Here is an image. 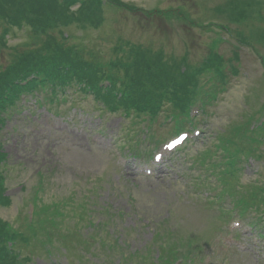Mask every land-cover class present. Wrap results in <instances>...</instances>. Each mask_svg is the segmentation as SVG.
<instances>
[{
	"label": "rangeland",
	"instance_id": "rangeland-1",
	"mask_svg": "<svg viewBox=\"0 0 264 264\" xmlns=\"http://www.w3.org/2000/svg\"><path fill=\"white\" fill-rule=\"evenodd\" d=\"M122 1L143 7L150 14L106 8L105 19L97 29L74 25L63 30L71 34L70 41L80 50L98 59L112 56L110 49L115 45L128 52L129 41L142 49L162 51L169 60L186 56L188 72L202 71L204 53L210 59L208 69L228 68L219 53L225 58L235 54L233 61L240 62L231 71L226 70L225 94L207 109L206 116L197 119L201 121L202 134L198 139L202 141L197 139L181 159H172L160 167L157 177L136 174L126 161L115 164L114 155L104 143L90 142L88 133L95 129L106 131L111 141L122 143L120 137L130 126V120L120 114L110 116L100 112L91 97H73L69 91L67 103L50 107L59 116L48 110L45 100L36 104L35 99H29L23 108L20 106L7 124L14 132L4 131L0 136L8 154L5 176L7 195L12 202L8 207H0V218L14 227L24 226L25 204L31 197L32 186L41 178L40 208L56 202L65 214V219L56 224L63 234L53 230L56 241L69 233L64 240L66 257L62 252L48 259L44 257V249L36 251L32 243L27 248L33 253L31 264H108L110 253L103 251L99 243L102 238H117L118 242L112 244H120L124 256L139 254L153 242L160 227L181 238L192 236L197 241L207 237L219 222L206 211L204 201L200 203V198L191 194L190 180L200 172L193 159L204 149L212 148V143L229 125L231 128L242 123L244 115L260 112L264 116L263 68L251 52L264 54V0ZM203 30H213L214 34L207 35ZM53 39L62 41L61 32L55 30L32 37L26 28L13 30L7 46L0 49V71L7 65L9 47L33 50ZM218 45H221L219 53ZM73 107L81 113L75 115ZM82 115H87L88 120H77ZM162 117L158 118L155 130L165 137L172 136L163 127ZM260 153L262 159L249 164L241 177L242 186L264 178V147ZM262 184L264 180L258 185ZM259 195H264V189ZM105 207L109 210L107 215L102 214L106 213ZM91 221L95 224L101 221L104 227L94 230L95 227L89 226ZM221 240L222 236H218L216 245ZM83 241H89L91 246L87 248ZM216 245L203 255L210 262L205 258L201 264H264L263 243L247 241L244 250H226ZM118 259L117 252L113 263L122 264L124 257Z\"/></svg>",
	"mask_w": 264,
	"mask_h": 264
},
{
	"label": "trees",
	"instance_id": "trees-1",
	"mask_svg": "<svg viewBox=\"0 0 264 264\" xmlns=\"http://www.w3.org/2000/svg\"><path fill=\"white\" fill-rule=\"evenodd\" d=\"M0 1L2 2V5L0 6V13H1L2 10L6 11V8L8 6L10 7L11 5H13L17 0H0ZM52 62L54 61L52 60ZM46 63L49 64V58L47 56L41 57L38 60H34L32 58V55L29 53L17 54L13 58L12 65L14 66L12 67V70L9 73L10 76L8 79L7 78L6 79L10 80L14 78L16 80H22L25 78V76L32 74L30 72H33L37 69L36 65L46 64ZM6 75L4 76V78L7 77ZM44 76L45 78L50 77L49 74H44ZM158 79L159 77L156 75L153 77V80H158ZM18 90H20V88L17 87L16 91ZM165 90L168 91L169 89L167 90V88H165ZM135 91L137 92V94L134 96V100L135 101L137 100V102L139 103L142 101L143 93H147V89L145 87L139 86L135 89ZM15 92H14V95L16 94ZM183 102L184 100L179 99V105ZM4 236H5L4 231L0 230V244L1 245H4ZM14 262H16V257L14 255H9V254L4 253V248H0V264H15Z\"/></svg>",
	"mask_w": 264,
	"mask_h": 264
},
{
	"label": "snow or ice",
	"instance_id": "snow-or-ice-1",
	"mask_svg": "<svg viewBox=\"0 0 264 264\" xmlns=\"http://www.w3.org/2000/svg\"><path fill=\"white\" fill-rule=\"evenodd\" d=\"M169 147H171V145H169ZM157 158H159V157H157Z\"/></svg>",
	"mask_w": 264,
	"mask_h": 264
}]
</instances>
